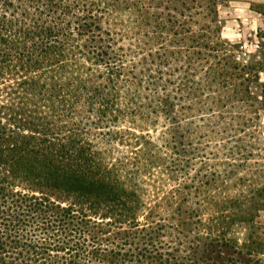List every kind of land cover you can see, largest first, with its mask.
<instances>
[{
	"label": "trees",
	"instance_id": "trees-1",
	"mask_svg": "<svg viewBox=\"0 0 264 264\" xmlns=\"http://www.w3.org/2000/svg\"><path fill=\"white\" fill-rule=\"evenodd\" d=\"M219 2L0 0V264L228 263L264 211V63Z\"/></svg>",
	"mask_w": 264,
	"mask_h": 264
},
{
	"label": "rangeland",
	"instance_id": "rangeland-1",
	"mask_svg": "<svg viewBox=\"0 0 264 264\" xmlns=\"http://www.w3.org/2000/svg\"><path fill=\"white\" fill-rule=\"evenodd\" d=\"M218 10L222 19V38L240 46L241 60L264 63V0H220ZM255 79L250 84V90L259 95L264 72L259 71ZM229 236L238 249L223 250L227 264H264V253L250 257L244 247L262 246L264 251V211L254 222L234 226Z\"/></svg>",
	"mask_w": 264,
	"mask_h": 264
}]
</instances>
